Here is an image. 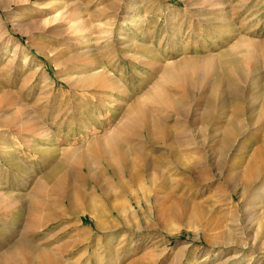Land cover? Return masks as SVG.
<instances>
[{"label": "rangeland", "instance_id": "obj_1", "mask_svg": "<svg viewBox=\"0 0 264 264\" xmlns=\"http://www.w3.org/2000/svg\"><path fill=\"white\" fill-rule=\"evenodd\" d=\"M238 36L264 40V0H13L0 6V253L25 235L33 245L53 251L59 264H95L88 253L101 256L97 264H222L233 252L239 257L227 264L249 259V264H264V248H255L264 239V169L249 191L237 180L259 143L249 137L242 145L237 136L229 149L222 146L220 131L230 107L217 112L221 97H211L207 119L197 87L189 94L169 90L180 109L147 105L151 118L162 120L161 132L169 129L172 140L195 143L189 163L194 173L169 166L166 146L145 141L141 127H120L128 104L134 97L143 99L158 79L154 67L215 55ZM98 70L112 71L114 91L80 87ZM248 83L230 99L245 134L253 129L251 109L263 101ZM108 135L129 148L143 145L151 162L162 155L166 176L146 175L145 165L144 176L134 173L131 181L120 170L129 188L121 192L106 163L97 162L102 186L115 192L106 199L65 151L88 154L91 143ZM69 170L71 185L83 189L102 213L65 207L64 217L45 212L54 201L59 206L49 189ZM253 224L258 231L249 228ZM256 232L263 239L252 246ZM231 239L250 245L242 248Z\"/></svg>", "mask_w": 264, "mask_h": 264}, {"label": "bare ground", "instance_id": "obj_2", "mask_svg": "<svg viewBox=\"0 0 264 264\" xmlns=\"http://www.w3.org/2000/svg\"><path fill=\"white\" fill-rule=\"evenodd\" d=\"M7 1H13V0H0V6L6 8ZM92 66H95V63L90 64L88 68H91ZM149 66L151 65L149 64ZM259 68H261L260 71L263 72L262 68L264 70V40L257 41L247 36L236 37L230 44H228L225 48H223L219 53L215 55H206L203 57L202 56L183 57L179 61L170 62L168 64L164 63V65H161L159 69H156L154 67V70H156V73H158L157 74L158 79L152 82L151 86L149 87L151 89L148 90V92L145 94L143 99H141L140 97L139 98L134 97L133 102L128 104L125 110V114L123 115V120L120 127L122 128V130L124 127H128V128L132 127L135 130L137 127L138 128L141 127L142 130H145V132L149 136L148 139L151 143L161 144L164 145V147L166 146L169 160L172 158L169 166L172 165L173 167L175 166V167L188 168L191 173H194V166L189 165V163L195 153L191 149L193 144L195 143H192L193 141H190L191 139L172 140V138L167 136L170 133L168 134V132H161V130H164L161 129V126L163 125L161 123L162 120L154 117L151 118L148 111L146 110L147 105H159V106L163 105L168 108L170 107V108L180 109L181 107L180 103L176 102L173 99V97L170 95L169 90L171 88H174L177 91L182 90L181 92H183V94H189L191 89L197 87L202 93L203 98L205 99L203 100V102L205 101L203 118L205 117L207 119L211 111V106H213L212 101L210 100L211 97L217 96L216 97L217 99L218 97H221L222 98L221 103L217 104L218 107L217 112L218 111L221 112L223 110L222 114H224L226 107L227 108L230 107L228 111L230 112L229 117L226 119V122L225 124H223V127H221V131H220L221 135L219 140L222 142V146L224 145L226 146L227 149H229V147H231L235 141L234 138L237 136L241 137L240 141L242 145L244 142L248 140L249 137H253L255 143H259V146H257V148H255L253 151L252 160L250 162L247 172H244L241 175V178L237 179L238 182L241 184L243 191L244 192L249 191L251 187V181L254 180L255 177L258 176L259 172L264 169V118H263L264 117V81H262L261 84L259 82V76L261 78L262 76H264V74L260 75L261 72L260 73L258 72ZM99 71L101 72L99 73ZM94 73L97 74L90 73L91 75L89 74L90 76L89 77L87 76L88 78L86 79V81L83 80L81 81L82 83L80 82L82 84V85L80 84L81 88L85 89L91 86L93 87L95 86L98 88L107 89L114 84L113 79L110 78L112 71L105 72V70L104 71L98 70L97 72ZM95 80L98 81L95 82ZM248 81H250V83H248ZM244 82L250 84L249 88L251 87L255 88L254 91L257 92V96H261L263 100L259 106H253V108L251 109L252 111L249 119L250 120L249 125L252 126L253 129H251L247 134H245L246 127L243 126V124L239 119V111L237 110L236 106L230 104L231 103L230 99L234 97L236 93L237 94L239 93V95L240 93H243L244 90H242L241 87H243L242 84H244ZM204 83L205 86H203ZM199 84L200 87H198ZM115 85H117V83ZM77 86H79V84H77ZM115 89H117V87ZM118 90H120V88ZM112 91H114V89H112ZM206 96H208L207 99ZM250 103L252 104L253 102L250 101ZM157 129H160L159 132L163 134V135L161 134L162 136H164L167 139L169 138L170 139L165 141L161 139L162 136L161 137L157 136L158 135L156 134ZM211 142L212 141H210V143ZM202 143L203 142H201V144ZM143 147H144L143 145L137 144L134 148L133 147L129 148V146L127 147L126 145H124V143L121 142L119 139H117L114 135H108L102 137V139H96V141L91 143L90 152L88 154L84 152H79L78 150L75 149H69L65 151L66 152L65 156L67 157L66 159L68 161L70 160L72 166H74L76 169L80 168L82 170L81 172L86 171L85 173L87 179L95 182V184L100 188L103 196L106 199H109L111 198V195H115L114 194L115 192L109 191V189L106 186H102L100 181L101 176L99 174L101 173V169L95 168V165L96 164L98 165L97 162L106 163L107 165L106 167L109 168V170H111L113 176H115V178L117 179L115 181L120 186V190L122 189L124 191L125 190L128 191L129 188L126 186L125 183H122L121 181L122 178L119 177V175H121L120 170L126 171L127 177H129L130 180H131L130 177L133 176L134 173L144 176L145 165H147L146 175L149 176L151 173L156 172L159 176H163V177L166 176L163 170L165 164L161 162L162 155L157 154L154 161L151 162L148 160L149 155L145 152V150H143ZM117 163L120 165L117 166L118 165ZM62 164L60 163L57 166L59 171L63 169ZM218 164L221 165L220 162ZM59 171L57 172L59 173ZM72 180H73V172L70 170L65 172L63 171V173L58 178V182L54 185L52 184L53 187H51V189H49L48 187L51 193L58 198L57 201H59L58 202L59 206L56 207V203L54 201L52 206L50 204L48 208L45 207L47 208V211L45 210V212H47L51 216L57 214V217L60 216L64 217L62 212V207H65V208H69V211L71 210L73 212H79V213H85V211L86 210L88 211V209L90 208H91L90 209L91 214H94V212L97 214L102 213L103 211L99 207L97 208V206H94L93 200L89 198V195L83 189H81L76 184L75 186L71 185L73 184ZM108 184L111 185L110 183ZM11 205H13L14 208L15 203L13 202V198L11 201ZM35 205L37 207H33V208H38L39 206H41V205L38 206V204ZM28 206L30 205L28 204ZM257 212L259 214L262 213V211L261 212L257 211ZM37 214L38 213H36V215ZM37 216L31 220L32 221L31 225H33L34 221L38 220ZM173 216H177V215L173 214ZM178 216L181 217V213H179ZM27 225H28L27 228L31 230V226L29 222ZM249 228L251 230L254 228H256V231L259 230V226L257 227L256 224L250 225ZM260 228H261L260 232L263 234L264 226L262 227L260 226ZM23 231H25V229ZM26 233L28 236L27 231ZM259 234L256 232L252 237V242H251L252 246L255 245L257 238H259L260 241L261 239H263L262 238L263 235L260 236ZM231 242L236 243L237 246L242 248L243 247L245 248L247 245H250L249 242H242L240 239L239 240L231 239ZM259 247L264 248V239L260 245L258 246L255 245V248H259ZM93 254L94 253H88L89 255L88 260L91 261L92 259H94L93 262L95 264L101 263L102 261L101 256H98L96 254L93 255ZM73 256L74 255H72V257ZM238 257H239V253L233 252V254L227 257V259L223 260L222 264H227L228 261ZM249 261L250 259L247 260L246 264H249ZM60 262L61 261L58 259V257L56 258L55 255L53 254V251L51 252L50 250H47L43 247L41 248L39 246L33 245L26 239L25 235H22V237H20L19 239L16 238L13 239V241H11L10 245L7 246L4 252L0 253V264H57V263L59 264ZM231 264H236V261Z\"/></svg>", "mask_w": 264, "mask_h": 264}, {"label": "crops", "instance_id": "obj_3", "mask_svg": "<svg viewBox=\"0 0 264 264\" xmlns=\"http://www.w3.org/2000/svg\"><path fill=\"white\" fill-rule=\"evenodd\" d=\"M164 125H165V124H164ZM165 126H166V125H165ZM166 128H167V126H166ZM167 129H168V128H167ZM141 131H142V134H144V133H145V134L147 135V133L145 132V130H141ZM169 133H170V132H169V129H168V134H169ZM161 134H162L161 132H159V133H158V135H161ZM161 136H162V135H161ZM167 136L169 137V136H172V135H171V134H169V135H167ZM148 137H149V136L147 135V138H146V140H145V141H149Z\"/></svg>", "mask_w": 264, "mask_h": 264}]
</instances>
